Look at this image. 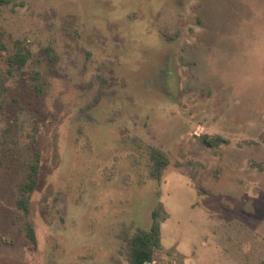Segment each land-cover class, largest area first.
Wrapping results in <instances>:
<instances>
[{"label":"rangeland","instance_id":"1","mask_svg":"<svg viewBox=\"0 0 264 264\" xmlns=\"http://www.w3.org/2000/svg\"><path fill=\"white\" fill-rule=\"evenodd\" d=\"M160 208L147 264H264V0H0V264H129Z\"/></svg>","mask_w":264,"mask_h":264},{"label":"trees","instance_id":"2","mask_svg":"<svg viewBox=\"0 0 264 264\" xmlns=\"http://www.w3.org/2000/svg\"><path fill=\"white\" fill-rule=\"evenodd\" d=\"M45 52L49 55L50 61L55 62L52 57L53 50L51 47H47ZM31 59V53L24 51L22 47H17L16 52L9 57L10 65L24 68ZM38 90L40 86L37 85ZM211 140L205 139L207 145H211ZM34 161L30 165V171L28 178L21 183L19 189L21 196L19 197L17 204L18 207L25 213H30L29 195L36 189L39 182L40 174V160L41 154L35 153ZM152 160L154 162V170L152 176L155 179L161 180L163 170L168 166L169 160L166 154L160 150L154 149L151 153ZM161 210L153 212V223L149 231L136 230L134 235L123 238V241L127 246V261L129 264H147L155 261V255L158 251L162 250V229H161ZM27 233L32 241H36V232L31 222L26 225Z\"/></svg>","mask_w":264,"mask_h":264}]
</instances>
